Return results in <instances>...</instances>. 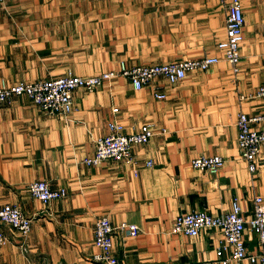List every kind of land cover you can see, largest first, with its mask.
<instances>
[{
  "label": "crops",
  "instance_id": "obj_1",
  "mask_svg": "<svg viewBox=\"0 0 264 264\" xmlns=\"http://www.w3.org/2000/svg\"><path fill=\"white\" fill-rule=\"evenodd\" d=\"M242 3L245 40L241 70L234 75L218 48L226 33L222 0L0 2V83L68 71L99 75L119 71L122 63L219 57L209 70L189 71L176 83L156 76L136 89L127 77L116 76L94 91L77 88L66 117L43 110L27 95L0 105V207L17 204L33 218L27 236L0 221L9 238L0 247V264H100L92 257L99 251L94 228L101 216L140 228L137 236L115 235L120 264H222L216 254L221 229L189 236L172 228L180 213H228L235 198L250 218L255 195L264 197V151L251 172L238 150L236 125L240 112H264V99L256 97L264 84V0ZM110 122L122 123L126 132L154 124L151 141L133 147L135 164L84 162L94 155L96 139L109 133ZM200 155H221L225 165L219 173L196 169L192 159ZM35 180H47L67 196L44 203L29 192ZM245 241L251 253L264 250L250 229Z\"/></svg>",
  "mask_w": 264,
  "mask_h": 264
},
{
  "label": "built area",
  "instance_id": "obj_2",
  "mask_svg": "<svg viewBox=\"0 0 264 264\" xmlns=\"http://www.w3.org/2000/svg\"><path fill=\"white\" fill-rule=\"evenodd\" d=\"M3 0H0L2 2ZM227 9L226 33L218 41V48L223 52L225 60L230 64L234 75L239 74L242 57V47L245 40L246 18L242 0H222ZM219 62L217 55H204L196 59H186L178 62L139 65L128 67L122 63L119 71L104 72L99 75L69 74L46 80L32 82L21 81L15 84L3 83L0 85V105L17 95H27L43 110L66 117L73 111V95L77 88L94 91L103 83L116 76L130 79L136 89H141L156 76H163L172 83L184 79L189 71H207ZM158 98H165L164 93H156ZM256 97L264 99V84L261 85ZM244 94L241 99H245ZM236 125L238 133V150L248 163L251 172H255L259 164V156L264 151V112L248 114L240 112ZM157 130L152 123H144L132 132H126L122 123L110 122L109 133L96 139L95 153L86 157L87 165H98L106 160L124 161L135 164L133 147L151 141ZM152 161L147 164L152 165ZM225 165V158L221 155H200L192 159V166L199 170L219 173ZM137 173V171L135 170ZM29 192L44 203L64 198L67 191L52 186L47 180H35L28 185ZM254 212L247 218L239 198H235L232 209L225 214H213L206 210L180 213L177 215L172 232L198 236L205 228L221 229L224 239L216 249L218 260L222 264H229L232 260L250 259L253 262L264 264V250L251 253L248 251L245 233L254 231L258 236L259 244L264 247V197L255 195ZM0 221L9 225L22 235L27 236L32 230L33 218L19 205L6 204L0 207ZM140 232L138 225L122 222L115 225L107 216L97 219L94 228V243L98 252L93 260L100 264H120L114 254V238L117 233L126 236H137ZM9 238L0 227V247L6 245ZM229 251L230 255L225 252ZM193 264H206L196 262Z\"/></svg>",
  "mask_w": 264,
  "mask_h": 264
},
{
  "label": "rangeland",
  "instance_id": "obj_3",
  "mask_svg": "<svg viewBox=\"0 0 264 264\" xmlns=\"http://www.w3.org/2000/svg\"><path fill=\"white\" fill-rule=\"evenodd\" d=\"M4 1V0H3ZM2 1V2H3ZM122 65V64H121ZM136 67V66H135ZM121 68V67H120ZM111 71H116V70H110V71H106V72H111ZM118 71V70H117ZM104 73V72H103ZM69 74H74L72 71H68L67 73H65V74H63V75H61V76H59V77H62V76H65V75H69ZM83 76H87V75H83ZM39 80H45V79H39ZM35 81H38V80H35ZM21 82V81H20ZM26 82V81H25ZM30 82H32V81H30ZM3 83H6L5 81H3V82H1L0 83V85L1 84H3Z\"/></svg>",
  "mask_w": 264,
  "mask_h": 264
}]
</instances>
